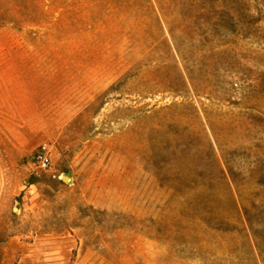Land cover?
Listing matches in <instances>:
<instances>
[{
  "label": "rangeland",
  "instance_id": "rangeland-1",
  "mask_svg": "<svg viewBox=\"0 0 264 264\" xmlns=\"http://www.w3.org/2000/svg\"><path fill=\"white\" fill-rule=\"evenodd\" d=\"M0 264H264V0H0Z\"/></svg>",
  "mask_w": 264,
  "mask_h": 264
},
{
  "label": "built area",
  "instance_id": "built-area-1",
  "mask_svg": "<svg viewBox=\"0 0 264 264\" xmlns=\"http://www.w3.org/2000/svg\"><path fill=\"white\" fill-rule=\"evenodd\" d=\"M31 162L35 166L34 174H38L39 171H49L52 166L51 155L45 149V146L40 147L33 153Z\"/></svg>",
  "mask_w": 264,
  "mask_h": 264
},
{
  "label": "water",
  "instance_id": "water-1",
  "mask_svg": "<svg viewBox=\"0 0 264 264\" xmlns=\"http://www.w3.org/2000/svg\"><path fill=\"white\" fill-rule=\"evenodd\" d=\"M61 179H62V181H64V180H65V176H62V178H61Z\"/></svg>",
  "mask_w": 264,
  "mask_h": 264
}]
</instances>
